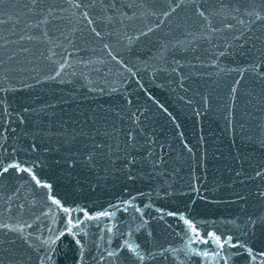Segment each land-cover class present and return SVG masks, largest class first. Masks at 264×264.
Instances as JSON below:
<instances>
[{"label": "snow or ice", "instance_id": "6c2138e0", "mask_svg": "<svg viewBox=\"0 0 264 264\" xmlns=\"http://www.w3.org/2000/svg\"><path fill=\"white\" fill-rule=\"evenodd\" d=\"M153 85L258 151L208 187ZM0 264H264V0H0Z\"/></svg>", "mask_w": 264, "mask_h": 264}, {"label": "water", "instance_id": "95a60500", "mask_svg": "<svg viewBox=\"0 0 264 264\" xmlns=\"http://www.w3.org/2000/svg\"><path fill=\"white\" fill-rule=\"evenodd\" d=\"M5 28H10V25H5ZM132 34V33H129ZM99 47L98 45L96 46ZM139 47H144L141 44ZM147 53L145 52L144 55ZM204 59L203 52L197 53ZM80 55L87 56L88 53H81ZM194 64H197L198 61H193ZM163 81L160 79L156 80V84H161ZM79 83L82 81H78L75 84L68 85H57L53 84L50 87L55 91L56 95H66L72 90L76 89L79 93L83 94L87 92L85 88H79ZM49 86L46 85L45 88ZM175 85H172L171 88H174ZM171 88L167 85L163 88L155 87L154 85L151 87V91L153 95L156 96L162 103H166V106L170 107V110L174 111V115H178L177 123L181 126L179 128L175 127V124L168 119L165 114H162L157 110L155 106L150 105V103L146 102V98L141 94V102L145 103L146 106L151 107V112H149V116L154 124L151 125L152 128L158 134V138L163 141L164 138H167L172 142L173 148L180 152L181 148V140H186L190 146H196L199 142V146L194 148L196 153V159L201 161V166L198 171V175L201 178H204L205 168L207 172V184L208 187H214L215 181L223 180L225 183L229 182L230 173L227 172L225 168V164L229 163L228 156L231 152L235 154L237 150L241 152L253 153V149L255 148L258 151V145H246L242 144L240 141L239 129H237V135L235 137V143H233V135L230 131L225 130V122L221 119L215 112H208L207 114L201 115L200 117L194 116L191 111L187 112H177L175 111L176 105L172 103L175 100V94L172 92ZM40 90L38 89L37 92ZM79 100V96L77 97ZM98 103H107L110 102V98L107 96L98 97ZM95 107V105H92ZM143 119V117H142ZM183 133V138L180 137V133ZM203 138V141L200 142V138ZM231 146V147H230ZM207 150L208 157L204 159V151ZM220 153L223 154L224 159L221 158ZM259 156H257V159ZM187 164H194V161L188 160ZM187 164L182 167L181 175H185L188 172ZM179 167V165H178ZM146 190V189H142ZM23 195V193H22ZM227 200V197H224ZM197 210L201 211L205 209V205L197 202ZM207 210L210 213H214V217H206V218H216L219 220L229 219L230 213H235L237 210V206L235 204L229 203H221L218 206L207 205ZM173 222V221H170ZM174 223V222H173ZM170 240L178 239L175 237H169Z\"/></svg>", "mask_w": 264, "mask_h": 264}]
</instances>
